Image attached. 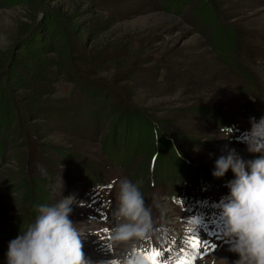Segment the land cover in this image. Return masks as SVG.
I'll list each match as a JSON object with an SVG mask.
<instances>
[{
    "label": "rangeland",
    "instance_id": "1",
    "mask_svg": "<svg viewBox=\"0 0 264 264\" xmlns=\"http://www.w3.org/2000/svg\"><path fill=\"white\" fill-rule=\"evenodd\" d=\"M83 1L91 6L84 2V16L68 25L76 52L68 45L52 55L29 47L69 1L0 0V102H12L14 119L0 125V264L40 208L63 196L73 198L69 219L83 233L90 264L94 248L121 257L134 241L146 249L161 236V261L175 255L193 264L196 254L194 264H235L239 256L230 246L209 243L202 230L187 227L190 215L172 195L180 178L194 173L210 183L212 195L228 196L234 174L214 177L215 162L232 150L249 153L236 130H250L249 119L264 110V0ZM49 58L65 65L62 73L52 69L49 82L25 66ZM35 91L39 98H31ZM125 110L171 130L167 143L158 139V154L144 130L122 124ZM125 178L138 185L153 228L142 239L113 244L118 181ZM193 237L201 241L199 253L188 243Z\"/></svg>",
    "mask_w": 264,
    "mask_h": 264
},
{
    "label": "clouds",
    "instance_id": "2",
    "mask_svg": "<svg viewBox=\"0 0 264 264\" xmlns=\"http://www.w3.org/2000/svg\"><path fill=\"white\" fill-rule=\"evenodd\" d=\"M250 124L242 140L250 153L260 155L245 161L235 150L229 151L216 160L212 173L216 178L229 170L234 174L227 183L230 193L218 207L223 238L230 244L229 251L239 256L235 264H264V117L259 121L252 117ZM72 202V197L63 196L50 206H42L27 229L9 242L7 264H90L83 252V233L69 219ZM113 217V244L142 239L153 228L151 209L138 185L127 178L118 181ZM187 221L189 229H199L204 223L200 215ZM114 261L128 264L127 260Z\"/></svg>",
    "mask_w": 264,
    "mask_h": 264
},
{
    "label": "trees",
    "instance_id": "3",
    "mask_svg": "<svg viewBox=\"0 0 264 264\" xmlns=\"http://www.w3.org/2000/svg\"><path fill=\"white\" fill-rule=\"evenodd\" d=\"M67 1H69L68 4L66 5L67 10L64 11V10L59 8V9H57V12H55V14L49 16V20L47 21L46 27L43 28V30H41V32L40 31L37 32L39 37L41 35L42 36L39 38V40L36 43L32 44V46H30L29 49L36 50L41 54L43 53V54L59 55L61 52H64V50H62L63 48L67 47L69 49L70 47H68V45L69 46L71 45L73 47V50L76 52L75 49L77 46H79V44L72 42L70 40L72 37L71 35H73V34L69 33L68 30L70 28L68 27V25H72L73 21L81 20L80 18H82L84 16L85 10H83V8H84V2L85 1H83V0H79V1L78 0H67ZM85 3H88V2H85ZM90 6H91V3H88L87 7H90ZM32 30H33V28H32ZM31 33L32 32H30L28 34V36ZM24 34L25 33H23V35ZM54 35L56 37L59 36V39L61 36L62 41L59 40L58 43L57 42L54 43L52 40H50L49 38L54 36ZM77 42L79 43V41H77ZM25 47H26V45H25ZM67 53H68V61H69L71 58L70 51H67ZM68 61H66V62H68ZM73 61L75 63H79V61H81L83 63H88L85 60V58L84 59L82 58V60L76 58V59H73ZM19 63L24 64L25 62L21 61ZM27 63H31L32 66L31 65L27 66L28 65ZM46 64H47V66H46ZM46 64L45 63L36 64V62L33 63L30 60V61L26 62L25 66L28 67L29 69L33 68L34 70L36 69L37 71L41 72L42 75L39 77H40V80H42V82L43 81L49 82L50 79H54L53 75L55 74L56 70H52L53 68L54 69L58 68V70L62 73L64 70V67H65V65H60V64L55 63L52 58H49V61ZM88 64H90V63H88ZM71 65H73V63H71ZM46 67L49 68L48 71H50V74L47 71ZM2 70L3 69H1L0 71H2ZM75 71H78L76 67L74 69V72L69 70L67 72V74L68 75H75L76 74ZM0 75H2V74H0ZM15 76L18 77L19 80H21V81L27 80L26 78L22 79L21 74H18ZM39 77L35 76L33 78L39 79ZM83 82L87 86V87L84 86L85 90L87 92V90L91 88V86H88V85H90L91 82L89 80H86V79H84ZM31 94H33V96L31 98H35L37 96L36 91L32 92ZM104 94H103V99L105 100V102L110 100L108 97H105ZM39 97L40 96H38L36 98H39ZM10 102H11L10 100L5 101V102L1 100V102H0V125H5V127H8L10 122L12 123L14 121V119L11 118L13 110L11 109L12 102L11 103ZM126 111H128V110H125V112H123V111L120 112L123 116L121 115V116H119V118L121 117L124 119V115L126 114L125 119L124 120L122 119L123 120L122 124L124 125V123H125L126 129L131 128V130H134V129L144 130V132L147 133L146 134V136L148 137L147 142H150V139H153L155 141L153 148H155V152L158 154V144H157L158 139L161 141L163 139H165V143H167V141H166L167 137L166 136L168 135V133L170 134L171 130L167 131L166 128L163 127V124H161V122L158 123V127H157L156 125H154V123H153L154 121H152L149 117H147L145 115H142L140 113L134 114V115L128 114ZM205 115L207 117H210L211 115H213L214 119H216V120L219 119L217 117V115L214 113L213 114H206L205 113ZM226 129H228V128L226 127ZM137 134H135V135H137ZM170 135H173V134H170ZM178 156H179V153H178ZM176 166H178L177 168H174L176 170V172L177 171L182 172L180 170H177V169H180L179 168L180 166L178 164ZM181 166H184V165L181 163ZM190 171H193V170H190ZM176 176H179V174H177ZM190 176L193 177V180L198 179V178L194 177V173H192ZM191 177H189V178H191ZM200 179H204V178H200Z\"/></svg>",
    "mask_w": 264,
    "mask_h": 264
},
{
    "label": "bare ground",
    "instance_id": "4",
    "mask_svg": "<svg viewBox=\"0 0 264 264\" xmlns=\"http://www.w3.org/2000/svg\"><path fill=\"white\" fill-rule=\"evenodd\" d=\"M238 154L241 155L242 157L243 156L250 157V155H252V153H250V152L249 153L245 152L244 154L242 152H238ZM177 203L179 204V202H177ZM200 237H202V236H200ZM170 248L175 249L176 247H175V245H172ZM162 251H164V249ZM94 252H95L94 253V260H93V263L94 264H113L114 258L115 259H118L120 257L119 256V252L118 253L115 252L114 255H111L113 252L110 253V249L108 247L107 248L106 247H103V248L102 247L94 248ZM122 255H124V251H123ZM178 257H176L174 255V258L172 259L173 262L175 260L176 261H184V259L179 260ZM176 263H178V262H176Z\"/></svg>",
    "mask_w": 264,
    "mask_h": 264
},
{
    "label": "snow or ice",
    "instance_id": "5",
    "mask_svg": "<svg viewBox=\"0 0 264 264\" xmlns=\"http://www.w3.org/2000/svg\"><path fill=\"white\" fill-rule=\"evenodd\" d=\"M188 243L194 251H196L197 253L200 252V244H201L200 239L193 237L190 241H188ZM212 247L213 249H215L216 245L213 244ZM204 254H207V253L205 252ZM163 256H164V251L160 250L159 248H153L148 258L152 261V264H171V262L167 258L163 259L162 261L158 259ZM194 260H195V257H193V264H194ZM113 264H115V261L113 262ZM180 264H188V262L181 261Z\"/></svg>",
    "mask_w": 264,
    "mask_h": 264
}]
</instances>
